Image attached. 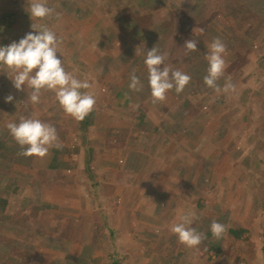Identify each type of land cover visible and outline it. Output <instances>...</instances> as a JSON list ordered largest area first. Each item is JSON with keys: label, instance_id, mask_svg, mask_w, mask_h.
Listing matches in <instances>:
<instances>
[{"label": "rangeland", "instance_id": "374dc122", "mask_svg": "<svg viewBox=\"0 0 264 264\" xmlns=\"http://www.w3.org/2000/svg\"><path fill=\"white\" fill-rule=\"evenodd\" d=\"M46 3L58 17L39 21L28 0H0V46L46 24L96 104L76 121L52 91L27 103L32 89L0 69V264H264V0ZM214 38L227 47L218 84L235 91L204 83ZM193 39L198 51L187 53ZM153 47L191 76L159 103L144 63ZM21 118L54 126L61 147L22 155L6 126ZM188 213L207 237L198 249L170 231ZM213 220L227 226L219 241Z\"/></svg>", "mask_w": 264, "mask_h": 264}, {"label": "clouds", "instance_id": "9594fccd", "mask_svg": "<svg viewBox=\"0 0 264 264\" xmlns=\"http://www.w3.org/2000/svg\"><path fill=\"white\" fill-rule=\"evenodd\" d=\"M28 3L30 16L39 21H44L54 14L59 16L53 8L47 6L46 0H28ZM31 27L38 34L29 32L19 42L13 41L7 46H0V69L11 72L10 79L15 89L23 90L22 86L25 85L32 89L27 103L37 104L42 90L52 91L66 115L76 121H83L94 110L96 104L95 96L87 91L92 88V84L87 79L82 81L75 78L65 70L63 61L57 57L62 40L52 29L44 23H32ZM203 31L201 28V34ZM184 48L187 53L197 52V41L194 39L186 41ZM208 49L205 57L208 62L207 75L204 76L205 85L217 94L222 91L225 93L235 91V86L230 80L224 84L223 89L218 84L227 68L224 59L227 53L226 45L220 38H214ZM166 59L167 54H160L155 47L147 51L144 63L148 71L153 103L165 101L168 92L173 89L177 94L183 92L191 81V76L187 73L166 65ZM142 87L134 70L129 88L138 92ZM12 100L11 95L6 97V102ZM6 126L23 149L22 155L44 158L51 148L61 147L56 128L40 119L21 118L19 123L9 122ZM195 218L194 213L180 215L179 222L173 223L170 231L185 247L198 249L207 237L191 226ZM226 232V225L216 220L211 222V234L215 240H221Z\"/></svg>", "mask_w": 264, "mask_h": 264}, {"label": "trees", "instance_id": "16d2710c", "mask_svg": "<svg viewBox=\"0 0 264 264\" xmlns=\"http://www.w3.org/2000/svg\"><path fill=\"white\" fill-rule=\"evenodd\" d=\"M129 90H130V88H129ZM54 152L56 153V149H54Z\"/></svg>", "mask_w": 264, "mask_h": 264}]
</instances>
